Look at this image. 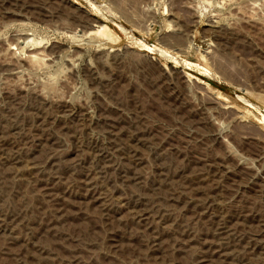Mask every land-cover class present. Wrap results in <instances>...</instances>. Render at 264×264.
<instances>
[{"label":"rangeland","instance_id":"1","mask_svg":"<svg viewBox=\"0 0 264 264\" xmlns=\"http://www.w3.org/2000/svg\"><path fill=\"white\" fill-rule=\"evenodd\" d=\"M6 117L0 264H196L216 219L264 264V0H0ZM95 145L117 172L90 163ZM133 196L169 214L155 239Z\"/></svg>","mask_w":264,"mask_h":264},{"label":"bare ground","instance_id":"2","mask_svg":"<svg viewBox=\"0 0 264 264\" xmlns=\"http://www.w3.org/2000/svg\"><path fill=\"white\" fill-rule=\"evenodd\" d=\"M35 108H37V107H35ZM34 108V109H35ZM30 112H32V111H30ZM41 113V112H40ZM12 115V114H11ZM38 116V115H37ZM13 117V116H12ZM39 117V116H38ZM41 118H42V116H40ZM37 118V117H36ZM12 119V118H11ZM17 120V118L16 117H14L13 118V120H10V119H8L7 117H6V119L4 118L3 120L2 119H0V123H1V126H2V124H7L8 126L6 127V128H4V127H2V128H0V138L3 136V134H5V133H8L7 132V130L8 131H10V133L11 132H13L14 134L15 133H17L18 131H19V127H18V125L19 124H15V121ZM34 120V119H33ZM45 120V119H44ZM18 121V120H17ZM42 121H43V119H42ZM12 122V123H11ZM35 122V121H34ZM32 123V122H31ZM45 123V122H44ZM41 124V123H40ZM109 125V124H108ZM112 125V124H111ZM30 126V125H29ZM40 128V127H39ZM42 129V128H41ZM42 130H45V129H42ZM47 130V129H46ZM40 131V130H39ZM108 132H109V130H108ZM36 134V133H35ZM49 134V133H48ZM111 134V133H110ZM10 135V134H9ZM16 135V134H15ZM41 135H43V134H41ZM45 135H46V133H45ZM6 136V135H5ZM34 136V135H33ZM7 137V136H6ZM117 137V136H116ZM137 137V136H136ZM28 138V137H27ZM4 139V138H3ZM33 139V138H32ZM37 139V138H36ZM45 139H47V138H45ZM31 140V139H30ZM5 141V140H4ZM37 141V140H36ZM52 141V140H51ZM111 141V140H110ZM37 143V142H36ZM51 143V142H50ZM141 143V142H140ZM31 144V143H30ZM54 144V143H53ZM33 145V144H32ZM38 145V144H37ZM41 145V144H40ZM44 145V144H43ZM111 145H113V144H111ZM29 146V145H28ZM36 146V145H35ZM45 146V145H44ZM43 146V147H44ZM101 146V145H100ZM98 146V145H95V147H94V150H93V152H92V154H91V156H89L90 158V163H91V160L93 161V163H94V161L97 163V170H98V172H102V171H109V170H112L113 172L114 171H116V169L114 168V165L108 160L109 158H108V153H107V151L105 152L104 150H103V147L101 146ZM22 147V146H21ZM119 147V146H118ZM2 148V147H1ZM0 148V149H1ZM16 148V147H15ZM17 148H19V147H17ZM27 148V147H26ZM33 148V147H32ZM32 148H30V149H32ZM39 148H41L40 150H42V147L40 146ZM38 148V149H39ZM46 148V147H45ZM44 148V149H45ZM57 148V147H56ZM56 148H54L55 150H56ZM47 149H48V151L50 152V150H52V148H48L47 147ZM111 149V148H110ZM124 149V148H123ZM34 150V149H33ZM118 150V149H117ZM16 151H18V150H16ZM24 151H25V148H24ZM35 151H36V149L33 151L34 153H35ZM45 151V150H44ZM111 151V150H110ZM2 152V151H1ZM9 152V151H8ZM32 151H30V152H26V154H25V158H28V157H30V155H32V153H33ZM41 152V151H40ZM43 152V151H42ZM119 152V151H118ZM24 153V152H23ZM33 153V154H34ZM38 153V152H37ZM44 153V152H43ZM111 153V152H110ZM22 154V153H21ZM39 154H41V153H39ZM47 154V153H46ZM38 155V154H37ZM48 155V154H47ZM53 156V155H52ZM70 156V155H69ZM127 156V155H126ZM51 157V156H50ZM55 157V156H54ZM65 157H66V155H65ZM125 157V156H124ZM5 158V157H4ZM40 158V157H39ZM52 158V157H51ZM61 158H62V156H61ZM70 158V157H69ZM76 158V157H75ZM49 159V158H48ZM78 159V158H77ZM77 159H75V160H77ZM140 159V158H139ZM6 160V163L5 164H7V162H8V165L7 166H9L10 165V167L11 166H17L18 164H20L21 163V161H22V156L20 155V153H18V152H14V154H13V152H12V154L10 153V156L8 157V159H5ZM36 160V159H35ZM35 160L33 159V158H30V160L28 159V161L31 163H36L35 162ZM39 160V159H38ZM38 160H37V162H38ZM44 160V159H43ZM51 159H49L48 160V162L50 161ZM56 160V159H55ZM55 160H51L50 162L52 163H54V165L56 164V166H57V168L60 166V163L61 162H63V164H64V161H65V164H66V159L64 160V161H62V159H61V161L58 159L57 161H55ZM70 160V159H69ZM1 161V160H0ZM74 161V160H73ZM89 161V160H88ZM141 161V160H140ZM23 162V161H22ZM27 162V161H26ZM70 161H68L67 163H69ZM77 162V161H76ZM115 162V161H114ZM3 163V162H2ZM28 163V162H27ZM31 163V164H32ZM40 163V162H39ZM52 163V164H53ZM81 163V162H80ZM83 163V162H82ZM89 163V164H90ZM24 164V163H23ZM76 164V163H75ZM39 165V164H38ZM70 165V166H69ZM78 165V164H77ZM92 165V164H91ZM26 166V165H25ZM95 166V165H94ZM130 166V165H129ZM22 167V166H21ZM39 167V166H38ZM66 167H67V165H66ZM68 167H70V169H71V167H73L74 168V164L73 165H71V162L68 164ZM77 167V166H76ZM163 167V166H162ZM161 167V168H162ZM7 168H9V167H7ZM12 168V167H11ZM26 168V167H25ZM42 168V167H41ZM89 168H91V167H89ZM133 168V167H132ZM6 169V168H5ZM79 169V168H78ZM81 169H83V168H81ZM86 169H88V168H86ZM129 169V168H128ZM44 170V169H43ZM49 170H51V169H49ZM77 170V169H76ZM118 170V169H117ZM125 170V169H124ZM130 170V169H129ZM134 170H136L135 168L133 169V171ZM186 170V169H185ZM38 171V170H37ZM40 171V170H39ZM92 171V170H91ZM137 171V170H136ZM135 171V172H136ZM166 171V170H165ZM7 172V171H6ZM6 172H4V173H6ZM80 172V171H79ZM86 172V171H85ZM84 172V173H85ZM97 172V173H98ZM117 172V171H116ZM115 172V173H116ZM126 172V171H125ZM128 172V171H127ZM1 173V172H0ZM49 173V172H48ZM62 173V172H61ZM81 173H82V171H81ZM137 173V172H136ZM136 173H135V176H136ZM166 173V172H165ZM195 173V172H194ZM3 174V173H2ZM10 174V173H9ZM87 174V173H86ZM85 174V175H86ZM100 174H102V173H100ZM99 174V175H100ZM105 174V173H104ZM138 174V173H137ZM4 175V174H3ZM48 175H50V174H48ZM55 175V174H54ZM59 175V174H58ZM115 175H118L117 173L115 174ZM167 175V174H166ZM76 176V175H75ZM96 176V175H95ZM132 176V175H131ZM59 177V176H58ZM87 177H89L88 175H87ZM137 177V176H136ZM218 177V176H217ZM47 178V177H46ZM45 178V179H46ZM124 178H125V176H124ZM36 179V178H35ZM38 179V178H37ZM84 179V178H83ZM132 179V178H131ZM138 179V178H137ZM164 179V178H163ZM75 180H76V178H75ZM100 180V179H99ZM98 180V181H99ZM101 180H102V178H101ZM121 180V179H120ZM160 180V179H159ZM193 180V179H192ZM106 181V180H105ZM112 181V180H111ZM114 181V180H113ZM122 181H123V179H122ZM127 181V180H126ZM132 181H133V179H132ZM166 181V180H165ZM84 183L82 184L84 187H86V188H89V189H94L96 186H94L93 187V185H96V183H93V181L92 180H90V179H85L84 181H83ZM110 182V181H109ZM196 182V181H195ZM46 183V182H45ZM194 183V182H193ZM40 184V183H39ZM128 184V183H127ZM192 184V183H191ZM195 184V183H194ZM199 184V183H198ZM78 185V184H77ZM109 185V184H108ZM124 185V184H123ZM133 185V184H132ZM159 185V184H158ZM193 186V185H192ZM49 187V186H48ZM47 187V188H48ZM165 187V186H164ZM42 188V187H41ZM40 188V189H41ZM105 188H106V186H105ZM108 188V187H107ZM162 188V187H161ZM203 188V187H202ZM48 189H50V188H48ZM132 190V189H131ZM184 190H185V188H184ZM49 191V190H48ZM89 191H91V190H89ZM93 191H95V190H93ZM130 191V190H129ZM199 191V190H198ZM105 192V191H104ZM132 192V191H131ZM185 192V191H184ZM197 192V191H196ZM96 193H98V192H96ZM107 193V192H106ZM198 193V192H197ZM105 194V193H104ZM104 194H98L97 195V197L95 198V197H91L90 195V197L91 198H93V200H94V203L95 204H97L98 203V206H103V204L105 203V196H104ZM132 194H133V192H132ZM131 194V195H132ZM190 194V193H189ZM45 195V194H44ZM47 195V194H46ZM88 196V195H87ZM171 196V195H170ZM112 197V196H111ZM144 197V196H143ZM168 197H169V195H168ZM175 197V196H174ZM173 197V198H174ZM200 197V196H199ZM108 198V197H107ZM167 198V197H166ZM203 199V198H202ZM204 200H206V199H204ZM108 201V200H107ZM165 201V200H164ZM180 201H182V200H180ZM202 201V200H201ZM126 202V201H125ZM130 202V201H129ZM128 202V203H129ZM167 202V201H166ZM170 202V201H169ZM188 202V201H187ZM93 203V202H92ZM103 203V204H102ZM108 203V202H107ZM106 203V204H107ZM117 203V202H116ZM168 203V202H167ZM179 203V202H178ZM177 203V204H178ZM211 203V202H210ZM114 204V203H113ZM154 204V203H153ZM153 204H152V206H153ZM162 204V203H161ZM165 204V203H164ZM176 204V205H177ZM185 204V203H184ZM105 205V204H104ZM117 205V204H116ZM156 205V204H155ZM172 205H173V203H172ZM182 205V204H181ZM198 205H199V203H198ZM95 206V205H94ZM118 206V205H117ZM150 206V205H149ZM103 207H105V206H103ZM103 207H101L100 209H102ZM108 207V206H107ZM125 207H127V205L125 206ZM147 204H145V202L142 200V199H140V198H137V197H135V196H133L132 197V203L130 204V208H129V213L131 214L130 216H132L134 219H137V223H139V224H141V226L142 225H144V227H146L147 228V230H148V233H150V234H152V236H151V238L152 239H155L156 237H157V230L160 228V227H162L161 225L162 224H164L165 222L167 223L168 222V220H170L169 219V214L167 215V213H164L163 212V209H162V213L160 214L157 210L153 213L152 211L153 210H148L147 208ZM175 207V206H174ZM95 208V207H94ZM110 208V207H109ZM116 208V207H115ZM119 208V207H118ZM150 208V207H149ZM156 208V207H155ZM161 208V207H160ZM166 208V207H165ZM180 208V207H179ZM191 208H192V206H191ZM202 208V207H201ZM117 209V208H116ZM127 209V208H126ZM138 209V210H137ZM158 209H159V207H158ZM181 209V208H180ZM210 209V208H209ZM105 210V209H104ZM204 210V209H203ZM115 212V211H114ZM104 214V213H103ZM191 214H192V212H191ZM217 214V213H216ZM194 215V214H193ZM197 215V214H196ZM198 215H199V213H198ZM101 216V215H100ZM111 216V215H110ZM185 216V215H184ZM207 216V215H206ZM225 216V215H224ZM214 217V216H213ZM1 218V217H0ZM207 218V217H206ZM205 218V219H206ZM175 219V218H174ZM173 219V220H174ZM208 219V218H207ZM206 219V220H207ZM213 219V218H212ZM220 219V218H219ZM214 222H212V225H213V228H214V230L212 231V233H211V238H210V240L208 241V243H209V245H207V249L208 250H210V248H212L213 247V250H214V252H211L210 254L211 255H209L208 254V252H207V254L209 255V256H206L205 255V252L204 253H202V254H196L195 255V263L196 264H201L202 262L204 263V261L206 262L208 259H210V260H214V262L213 263H215V262H217V264H244L245 262H246V260H245V262H244V260L242 259V257L240 258L239 256H238V254H236V251H235V249H236V247L234 248V244L233 243H231L230 241H232L231 239L232 238H230V236H232L231 235V226H229L228 225V220H223V219H221V220H217L216 219V222H215V220H213ZM136 223V222H135ZM259 223V222H258ZM1 224V223H0ZM152 224H153V226H152ZM210 224V223H209ZM5 225V224H4ZM185 225V224H184ZM261 225H263V224H261ZM136 226V225H135ZM234 226V225H233ZM257 226V225H256ZM159 227V228H158ZM167 227V226H166ZM181 227V226H180ZM242 227V226H241ZM182 228V227H181ZM238 228H239V226H238ZM251 228V227H250ZM136 229H138V228H136ZM145 229V228H144ZM176 229V228H175ZM232 229H233V227H232ZM237 229V228H236ZM261 229V228H260ZM3 230V229H2ZM10 230V229H9ZM12 230H13V228H12ZM165 230H166V228H165ZM212 230V229H211ZM142 231H144L143 229H142ZM150 231V232H149ZM234 231V230H233ZM248 231H251V230H248ZM258 231V230H257ZM256 231V232H257ZM260 231V230H259ZM262 231V230H261ZM264 231V230H263ZM168 232V231H167ZM172 232V231H171ZM170 232V233H171ZM189 232V231H188ZM238 233V232H237ZM252 233V232H251ZM255 233V232H254ZM149 234V235H150ZM258 234V233H257ZM256 234V235H257ZM149 235H147V236H149ZM162 235V234H161ZM145 236V235H144ZM147 236H146V238H147ZM160 236V235H159ZM175 236V235H174ZM177 236V235H176ZM175 236V237H176ZM190 237V236H189ZM252 237V236H251ZM145 238V239H146ZM206 238V237H205ZM173 239V238H172ZM179 239V238H178ZM194 239V238H193ZM255 239V238H254ZM259 239V238H258ZM257 239V240H258ZM9 240V239H8ZM149 240L151 241V239L149 238ZM158 240V239H157ZM206 240H208L207 238H206ZM206 240H205V242H206ZM261 240V239H260ZM176 241V240H175ZM187 241V240H186ZM188 241H190V240H188ZM243 241V240H242ZM157 242V241H156ZM197 242V241H196ZM201 242V241H200ZM234 242V241H233ZM255 242V241H254ZM263 242V241H262ZM151 243V242H150ZM174 243V242H173ZM244 243V242H243ZM161 244V243H160ZM159 244V245H160ZM194 244V243H193ZM204 244V243H203ZM231 244H233V245H231ZM245 244V243H244ZM247 244H249V243H247ZM146 245V244H145ZM153 245V244H152ZM157 245V244H156ZM150 246V245H149ZM178 246H179V244H178ZM190 246H192L191 244H190ZM237 246V245H236ZM249 246V245H248ZM251 246V245H250ZM254 246V245H253ZM154 248H156L155 246H153ZM152 247V248H153ZM176 247V246H175ZM193 247H195V246H193ZM192 247V248H193ZM199 247V246H198ZM198 247H197V249H198ZM262 247V246H261ZM260 247V248H261ZM148 248V247H147ZM151 248V249H152ZM158 248V247H157ZM161 248V247H160ZM159 248V249H160ZM183 248V247H182ZM238 248V247H237ZM259 248V249H260ZM190 249V248H189ZM206 249V248H205ZM204 249V250H205ZM154 250V249H153ZM162 250V249H161ZM183 250V249H182ZM213 250H211V251H213ZM241 250V249H240ZM242 250H243V247H242ZM191 251V250H190ZM198 251V250H197ZM196 251V252H197ZM239 250H237V252H238ZM248 251V250H247ZM147 252V251H146ZM151 252H153V251H151ZM158 252V251H157ZM195 251L193 252V254L194 253H196ZM200 252V251H199ZM181 253V252H180ZM191 253V252H190ZM201 253V252H200ZM154 254H156V253H154ZM192 254V255H193ZM259 256V255H258ZM260 257V256H259ZM193 261V262H194ZM212 262H210V263H212ZM216 264V263H215Z\"/></svg>","mask_w":264,"mask_h":264}]
</instances>
